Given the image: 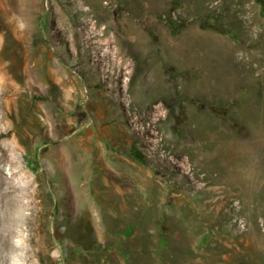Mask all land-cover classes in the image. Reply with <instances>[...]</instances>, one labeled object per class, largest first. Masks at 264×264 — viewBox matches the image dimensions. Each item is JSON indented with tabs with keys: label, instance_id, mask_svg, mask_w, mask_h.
Masks as SVG:
<instances>
[{
	"label": "rangeland",
	"instance_id": "obj_1",
	"mask_svg": "<svg viewBox=\"0 0 264 264\" xmlns=\"http://www.w3.org/2000/svg\"><path fill=\"white\" fill-rule=\"evenodd\" d=\"M0 71L26 264H264V0H0Z\"/></svg>",
	"mask_w": 264,
	"mask_h": 264
},
{
	"label": "bare ground",
	"instance_id": "obj_2",
	"mask_svg": "<svg viewBox=\"0 0 264 264\" xmlns=\"http://www.w3.org/2000/svg\"><path fill=\"white\" fill-rule=\"evenodd\" d=\"M11 151L13 149L3 150V155L8 160L10 167L5 169L0 167V264H26L31 253L25 243V224L28 220L26 209L29 205L26 198L28 194L24 183V173L21 171L22 168L18 171L15 170ZM66 153L65 150L64 155ZM14 237L17 239L13 250L9 245ZM32 264H35V261H32Z\"/></svg>",
	"mask_w": 264,
	"mask_h": 264
},
{
	"label": "trees",
	"instance_id": "obj_3",
	"mask_svg": "<svg viewBox=\"0 0 264 264\" xmlns=\"http://www.w3.org/2000/svg\"><path fill=\"white\" fill-rule=\"evenodd\" d=\"M131 153L140 161L146 162L145 156L141 153L140 150L134 145L132 146Z\"/></svg>",
	"mask_w": 264,
	"mask_h": 264
}]
</instances>
